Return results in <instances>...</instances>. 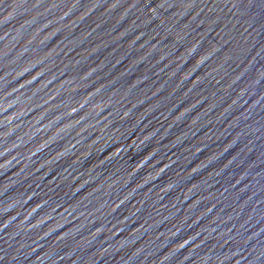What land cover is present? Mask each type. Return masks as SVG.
<instances>
[{"label":"water","instance_id":"95a60500","mask_svg":"<svg viewBox=\"0 0 264 264\" xmlns=\"http://www.w3.org/2000/svg\"><path fill=\"white\" fill-rule=\"evenodd\" d=\"M0 264H264V0H0Z\"/></svg>","mask_w":264,"mask_h":264}]
</instances>
